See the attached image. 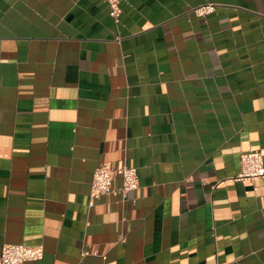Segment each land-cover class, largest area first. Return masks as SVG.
Returning <instances> with one entry per match:
<instances>
[{
  "label": "crops",
  "instance_id": "0c3cea01",
  "mask_svg": "<svg viewBox=\"0 0 264 264\" xmlns=\"http://www.w3.org/2000/svg\"><path fill=\"white\" fill-rule=\"evenodd\" d=\"M120 5L0 0V253L264 264V178L237 179L264 156V0ZM121 162L139 187L91 205L95 170Z\"/></svg>",
  "mask_w": 264,
  "mask_h": 264
},
{
  "label": "built area",
  "instance_id": "2783aa9c",
  "mask_svg": "<svg viewBox=\"0 0 264 264\" xmlns=\"http://www.w3.org/2000/svg\"><path fill=\"white\" fill-rule=\"evenodd\" d=\"M111 8L112 15L116 21L119 20L122 8L121 0H106ZM213 4H200L195 11L199 15H207L213 12ZM241 170L237 176L238 180H254L264 178V156L261 151L243 152L240 155ZM120 178L118 187H114L116 178ZM140 185L136 167L125 162L117 165L111 163L101 164L94 172L91 190L90 204L93 205L103 195L114 193L122 200L128 198L129 192L137 189ZM44 252L43 246H29L19 243H5L1 248L0 264H25V262L38 260Z\"/></svg>",
  "mask_w": 264,
  "mask_h": 264
}]
</instances>
